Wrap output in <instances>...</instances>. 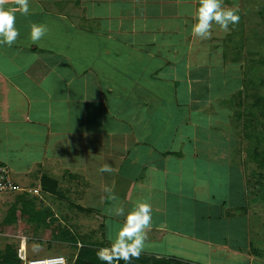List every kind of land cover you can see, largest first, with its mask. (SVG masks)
Listing matches in <instances>:
<instances>
[{"label": "crops", "instance_id": "1", "mask_svg": "<svg viewBox=\"0 0 264 264\" xmlns=\"http://www.w3.org/2000/svg\"><path fill=\"white\" fill-rule=\"evenodd\" d=\"M199 4L29 0L25 16L8 0L20 35L11 46L0 45V163L27 183L48 175L63 187L70 178L68 191L77 186L78 197L90 196L87 209L99 211L108 243L114 240L106 236L108 220L114 233L121 226L113 222L125 221L106 215L120 197L125 214L139 202L152 208L146 242L158 245L142 252L175 257L166 240L177 235L208 245L209 264L218 256L222 264H252L248 216L237 238L238 215L217 199L216 183L198 163L210 150L209 139L199 147L197 130L207 125L196 103L217 77L229 75L225 32L214 24L210 39L192 33ZM32 24L47 28L37 44L29 37ZM104 165L112 172H101ZM226 166L241 177L235 188L245 196L244 173ZM95 169L107 179L101 204L92 197ZM238 239L244 247L236 246Z\"/></svg>", "mask_w": 264, "mask_h": 264}, {"label": "rangeland", "instance_id": "2", "mask_svg": "<svg viewBox=\"0 0 264 264\" xmlns=\"http://www.w3.org/2000/svg\"><path fill=\"white\" fill-rule=\"evenodd\" d=\"M222 6L236 10L240 19L238 23L229 25L230 30L223 34L225 36L223 40L226 38V49L224 51L226 50V59L229 64L225 68V71L229 74L227 75L228 78L225 77L226 81H222V77H217L213 84L214 91L209 92V96L206 99L196 103L198 104V110L203 112V114H200L201 112L197 111L196 114L203 117L206 122L205 125H207L204 127L199 125L197 130L199 133L197 134L199 147L202 149L205 146L201 142L202 139H209L207 144L210 150L205 152V156L203 155L208 160H199L198 163L202 167L207 168L203 172H209L207 176L216 183L217 186L213 190L217 199L220 202H226L229 207L234 208L238 215V222H236L238 227L237 238L242 237L243 227L248 216V224L250 225L249 238L258 251L254 252L247 248V253L250 252L252 264H264V164H261L264 162V140L259 138L261 134H264V116L260 117L261 123L252 127V122L256 119L247 110L252 107L256 96H264V84H261V81L264 80V63L261 64L260 62L264 59V0H224ZM177 23V20L169 22L172 26H176ZM218 29H220L219 26ZM78 34H81V32ZM83 35H86L85 32L80 37ZM244 42L245 47L241 51L240 46ZM239 53L240 55L238 56ZM237 57H240L238 61L233 59ZM250 58H254L256 61L252 62ZM83 64L84 66L86 65V63ZM84 66L80 67V69H84ZM110 83L115 87L116 82L111 81ZM207 92H204L203 95H207ZM241 102L242 105H239ZM254 109L252 107V110ZM250 127L252 129L248 133L253 135L251 143L246 134L247 128L249 129ZM192 146L193 144H189V148ZM255 152L258 153V159H253L251 156ZM225 164L232 166L237 173H244V179H246L244 181L245 196H242L241 192L239 194V191L235 188L237 183L242 185L241 177L234 175L235 173H229L232 169ZM94 173L96 180L92 197L94 199L98 198L101 204L105 191L102 182H106L107 179L98 178V175L100 177V171L96 169ZM199 173L201 178L202 172ZM12 177L26 188L37 189L38 195L33 191L34 193L30 194V198L33 200L43 198L44 201H38L39 203L41 202L40 207L47 211L50 210L54 218L53 222H50L49 227H42L40 230H36L32 225L21 219L19 213H17V221L6 228H2L3 222L9 216V210L16 204L19 194L11 192L0 193V248L5 249L7 245L11 244L18 249L21 245L19 240L27 238V250L31 258L64 255L72 259L75 258L78 249L75 248L71 240H68L71 236L66 235V230H70L72 235L77 236L80 245L84 241L98 242L104 240V226L97 217L99 215L97 212L99 211L87 209L88 205H92L89 202L90 196L88 194L78 197L77 186H73V191H68L67 184L75 183L70 178L62 180L61 184H64L63 187L60 186V181L57 180L61 194L51 196L43 191L40 178H35L33 181L30 179L27 183L28 180L26 178L15 179L14 174H12ZM231 177L234 181L230 184L229 178L232 180ZM62 197L64 200L61 199ZM105 198L106 196H104L103 201ZM115 198L116 205L110 204L108 205L109 207L114 209L118 206H124V202H122L120 197ZM61 201L62 203H60ZM242 203L247 206L248 211L245 210L246 207H236ZM106 208L105 210H107ZM113 219L117 221L115 218ZM111 222V220H108L106 236L114 239L117 232H113ZM113 223L116 226L122 227L123 225L122 223ZM221 235L224 234L221 233ZM166 241L172 246L168 250L175 253V257H172L173 260L192 264L197 262H200L199 264L211 263V248L208 245L199 244L191 239L177 235H169ZM104 242L108 243L105 240ZM151 242L153 241L145 242L144 249H151L153 246L158 245V243ZM245 244L243 239H238L236 246L244 247ZM192 252H195V255ZM222 261L221 256H218L213 258L212 263L222 264Z\"/></svg>", "mask_w": 264, "mask_h": 264}, {"label": "clouds", "instance_id": "3", "mask_svg": "<svg viewBox=\"0 0 264 264\" xmlns=\"http://www.w3.org/2000/svg\"><path fill=\"white\" fill-rule=\"evenodd\" d=\"M7 2L8 0H0V45L11 46L16 42L20 32L15 26V11L6 7ZM16 3L18 10L27 16L30 12L29 0H16ZM239 19L236 10L222 6V0H200L196 12V23L192 25V33L198 38L210 39L214 24L227 33L230 30L229 25L238 23ZM46 32L45 25L32 24L29 32L32 44H37ZM99 170L111 173L113 169L108 165H104ZM108 214L125 216V221L122 227L118 229L111 248L99 250L97 258L105 264H119L121 260L124 261V264H131L132 259L139 258L145 248L146 230L151 227L152 208L147 202H139L127 214H125L123 206L109 209Z\"/></svg>", "mask_w": 264, "mask_h": 264}, {"label": "trees", "instance_id": "4", "mask_svg": "<svg viewBox=\"0 0 264 264\" xmlns=\"http://www.w3.org/2000/svg\"><path fill=\"white\" fill-rule=\"evenodd\" d=\"M234 35V34H233ZM226 45V43H225ZM245 47V42L242 43L240 46L241 51ZM226 49V48H225ZM224 55L226 56V50L224 51ZM240 53L238 54V56ZM234 60H239L240 57L233 58ZM241 59H243L241 57ZM252 62H255L256 59L250 58ZM261 60V59H260ZM261 64L264 63V59L260 61ZM253 69V68H252ZM254 70V69H253ZM247 84V83H246ZM261 84H264V80L261 81ZM234 99V98H233ZM239 105H242V102L239 103ZM252 107L255 109L252 110ZM251 108H248V113L251 114V116H254L256 120L252 122V127L257 126L259 123H261V116H264V96L258 95L255 97L254 103L252 104ZM247 113V112H246ZM253 120V118H251ZM249 122H251L249 119H247ZM251 126V125H250ZM252 128H247V136L250 139H253L251 132ZM261 140H264V134H261L260 137ZM253 159H258V153L255 152L254 155H251ZM1 164V163H0ZM261 164H264L262 162ZM42 189L44 192L52 195H60L61 189L59 186V182L55 180L54 178L43 175L42 178ZM19 198L16 202V204L11 207L9 210V216L5 219V221L2 224V228H6L7 226L15 223L17 221V213H19V217L23 220H25L28 224L32 225L36 230H40L42 227L47 228L50 226V222H53L54 215L50 210H45L43 207H40V203L38 201H44L43 198H38L37 200H33L30 198L29 192H21L18 193ZM22 205V206H20ZM245 210H247V206H245ZM66 235L71 236L68 238V240L72 241L75 248L78 249V252L75 256V258L69 259L68 257V264H105V262L100 261L97 258V252L101 249H110L112 243H106L103 241L98 242H86L81 243V245L78 243L77 236H74L71 234L70 230H66ZM105 238V236H103ZM106 241V240H105ZM20 243V240H19ZM252 249L254 252H257L258 249L255 248V246L252 244ZM0 264H24L21 259H19L17 254V248L13 245H7L5 249L0 248ZM119 264H124V261H119ZM131 264H192L188 262H182L178 260H173L169 257H157L154 255H151L147 252H141L139 258H133L131 261Z\"/></svg>", "mask_w": 264, "mask_h": 264}, {"label": "built area", "instance_id": "5", "mask_svg": "<svg viewBox=\"0 0 264 264\" xmlns=\"http://www.w3.org/2000/svg\"><path fill=\"white\" fill-rule=\"evenodd\" d=\"M35 191L38 195L37 189L26 188L17 183L12 177V171L5 164H0V193L11 192H29L34 193ZM21 245L17 249V254L19 259L23 261L24 264H68V260L64 256H49L46 258H31L27 250V238L21 239ZM20 244V243H19Z\"/></svg>", "mask_w": 264, "mask_h": 264}]
</instances>
